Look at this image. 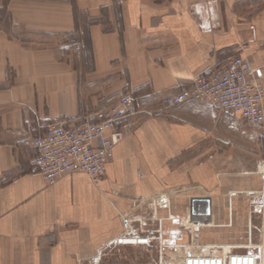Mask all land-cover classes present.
<instances>
[{
  "label": "crops",
  "instance_id": "1",
  "mask_svg": "<svg viewBox=\"0 0 264 264\" xmlns=\"http://www.w3.org/2000/svg\"><path fill=\"white\" fill-rule=\"evenodd\" d=\"M0 8L8 17L0 21V264H77L118 235L136 197L162 190H180L166 241L188 240L182 229L168 233L190 197L206 195L213 226L194 228L195 239L246 241L241 191L263 187L264 127L202 101L144 120L96 182L75 171L48 184L30 164L48 121L92 117L123 94L156 105L233 55L264 87V0H0ZM133 248L113 247L104 260L132 262Z\"/></svg>",
  "mask_w": 264,
  "mask_h": 264
},
{
  "label": "built area",
  "instance_id": "2",
  "mask_svg": "<svg viewBox=\"0 0 264 264\" xmlns=\"http://www.w3.org/2000/svg\"><path fill=\"white\" fill-rule=\"evenodd\" d=\"M255 73L256 69L245 57L233 55L209 71L196 74L190 85L164 97L156 105L139 107L131 95L123 94L92 117L76 122L50 120L43 134L33 140L36 154L31 160L30 172L40 174L48 184L75 171L86 173L96 182L125 136L144 120L162 115L187 100L202 101L218 111L238 115L248 127H264V87L255 79ZM258 174L262 189L241 192L248 197L251 215L264 211V171ZM179 191L162 190L136 197L132 207L120 214L122 229L118 235L92 256L79 259L77 264H262V255L257 253L197 242L194 228L211 222L212 198L208 195L190 197L187 215L177 222L188 240L166 241L163 224L172 219L171 197ZM113 247L141 248L148 258L107 262L104 255Z\"/></svg>",
  "mask_w": 264,
  "mask_h": 264
},
{
  "label": "rangeland",
  "instance_id": "3",
  "mask_svg": "<svg viewBox=\"0 0 264 264\" xmlns=\"http://www.w3.org/2000/svg\"><path fill=\"white\" fill-rule=\"evenodd\" d=\"M2 10L0 8V21H2L3 19L4 20L8 19V17L3 13ZM259 168L261 171H264V163H261V165H259ZM250 190L246 189L245 191H250ZM232 192H237V191L234 190ZM247 201H248V197H247ZM247 204L249 206V202ZM246 209H248L247 206H246ZM201 226L204 227V225H201ZM209 226H213L212 222H210ZM180 229L181 228L177 226V221H175L174 224L171 226V231L168 233V237H170V239H174L175 236L178 237L180 235L179 233ZM249 229H251V231ZM234 240L233 241L225 240L227 241L225 242V241H221L218 239H215L213 241L204 239L202 241L197 240V242L200 244H217V245L223 246L225 249L227 248L232 249L233 246H236L238 244L245 245L247 248L253 249V251H257L256 252L257 254L262 255V264H264V248H263L264 247V211L261 214L251 215V218L247 216L246 218V241L237 242ZM261 245H263V247ZM127 255L131 257L134 261H137V260L142 261L148 258V256L144 253V251L141 248H133L131 251H128Z\"/></svg>",
  "mask_w": 264,
  "mask_h": 264
},
{
  "label": "bare ground",
  "instance_id": "4",
  "mask_svg": "<svg viewBox=\"0 0 264 264\" xmlns=\"http://www.w3.org/2000/svg\"><path fill=\"white\" fill-rule=\"evenodd\" d=\"M243 195H245V194H243ZM210 202H211V200H210ZM196 203H198V202H196ZM167 221V220H166ZM165 221V222H166ZM201 225H204V224H200V227H203V226H201ZM209 225H210V222H209ZM209 225H207L208 227H210ZM204 226H206V225H204Z\"/></svg>",
  "mask_w": 264,
  "mask_h": 264
}]
</instances>
